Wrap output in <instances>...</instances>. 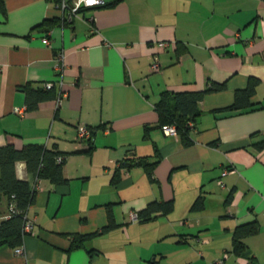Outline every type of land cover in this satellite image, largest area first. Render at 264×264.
I'll use <instances>...</instances> for the list:
<instances>
[{"label": "crops", "instance_id": "1", "mask_svg": "<svg viewBox=\"0 0 264 264\" xmlns=\"http://www.w3.org/2000/svg\"><path fill=\"white\" fill-rule=\"evenodd\" d=\"M3 1L0 145L55 146L68 180L40 179L25 255L2 245L0 264H264V0H107L66 24L54 0ZM155 57L161 70L151 69ZM251 76V108L225 109ZM212 80L227 87L206 94L185 145L163 129L155 103L163 90ZM48 81L57 96L29 110L24 86ZM80 124L94 129L90 151ZM129 156L158 160L154 179L142 165L122 167ZM17 174L34 184L25 162ZM199 196L204 206L192 209ZM155 199L173 208L131 220ZM7 211L3 197L0 221ZM251 222L258 228L237 253L235 231ZM74 234L89 237L75 247Z\"/></svg>", "mask_w": 264, "mask_h": 264}, {"label": "trees", "instance_id": "2", "mask_svg": "<svg viewBox=\"0 0 264 264\" xmlns=\"http://www.w3.org/2000/svg\"><path fill=\"white\" fill-rule=\"evenodd\" d=\"M0 10L4 14L6 13L3 0H0ZM258 82V77L251 76L246 87L236 89L233 102L225 109L243 110L251 108L253 105L251 99L256 92ZM226 87L225 81L212 80L205 88L199 90H163L155 103L160 124L162 126L175 124L183 143L185 145L191 144L193 142L191 129L201 113V101L206 94L224 90ZM24 88L29 110L37 109L40 102L57 96L55 85L47 87L44 84L42 87L35 88L26 84ZM92 140L93 135L88 141L89 151L93 147ZM60 155L63 156L62 160L58 158ZM65 159L66 155L55 146H48L42 142H29L22 147H17L10 142L0 145V213L3 197L8 203V211L0 221V246L9 245L16 248L24 242L26 234L23 227L37 190V187L29 179L18 176L17 163L19 161L25 162L27 171L34 176V179L47 178L54 183H65L68 180L63 172ZM157 163L158 160H149L148 156L138 158L129 156L121 162V166L130 168L133 165H142L146 168L149 176L154 179V169ZM11 204L14 205V210L10 209ZM203 206V197L199 196L192 204V209H199ZM172 208V200L155 199L148 202L138 212V216L143 220H148L156 216L157 213H167ZM9 211L10 213L7 214ZM113 225L114 221L111 219L103 229L111 228ZM257 228L256 222L241 224L237 227L233 243L237 253H240L244 247L243 235L255 231ZM88 237V234H74L73 246L81 245Z\"/></svg>", "mask_w": 264, "mask_h": 264}, {"label": "built area", "instance_id": "3", "mask_svg": "<svg viewBox=\"0 0 264 264\" xmlns=\"http://www.w3.org/2000/svg\"><path fill=\"white\" fill-rule=\"evenodd\" d=\"M56 7L59 8L61 10V15H62V23L66 24V23H70L73 22L75 20L76 17H78L80 15V12L82 9L84 8H89V7H98V6H102L105 5L107 3V0H54ZM45 41H47L48 43H50V39L45 37ZM159 47L164 48L168 45L167 41H159L158 43ZM57 59L59 60V75H58V80L60 84H63V72H64V66H65V56H64V51H60L57 53ZM151 69L152 70H161V63L158 61V59L155 57L152 60L151 63ZM45 85L47 87H52L53 85H55L54 81H48L45 83ZM64 90H60V93L58 95V102L61 103V99L63 98V96L65 95ZM17 110L19 111V113L23 114L25 113L24 109L21 108H17ZM163 129L165 131H167L170 134H174V135H178V130L175 124H165L163 125ZM93 127L87 125V124H80L78 126V139L81 142H85L88 144L89 139L92 137L93 135ZM59 160L63 159V156L60 155ZM228 171V169H225V171H223V174H226ZM39 178L35 179L34 185L36 187H38L39 185ZM219 182L221 184H224V182L222 180H219ZM10 209L14 210V205L11 204L10 205ZM10 211L7 213L9 214ZM130 218L131 220H137L139 219L138 216V212L136 211H131L130 212ZM35 225V219L29 217V215H26V219H25V223H24V232L27 235L29 232L33 231ZM16 252L22 255H25V248H24V242L17 246L15 248Z\"/></svg>", "mask_w": 264, "mask_h": 264}]
</instances>
